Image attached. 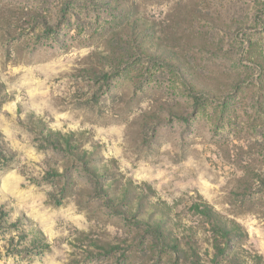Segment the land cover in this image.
Returning a JSON list of instances; mask_svg holds the SVG:
<instances>
[{
	"label": "rangeland",
	"instance_id": "rangeland-1",
	"mask_svg": "<svg viewBox=\"0 0 264 264\" xmlns=\"http://www.w3.org/2000/svg\"><path fill=\"white\" fill-rule=\"evenodd\" d=\"M0 264H264V0H0Z\"/></svg>",
	"mask_w": 264,
	"mask_h": 264
},
{
	"label": "trees",
	"instance_id": "trees-1",
	"mask_svg": "<svg viewBox=\"0 0 264 264\" xmlns=\"http://www.w3.org/2000/svg\"><path fill=\"white\" fill-rule=\"evenodd\" d=\"M197 211L206 219L207 224L211 228L213 247H215L216 250H220L221 256L224 257L228 251H231L229 247L230 236L233 235L238 238L242 235L240 226L234 222L227 221L221 214L206 203L198 205ZM160 226L161 225H157V228Z\"/></svg>",
	"mask_w": 264,
	"mask_h": 264
}]
</instances>
